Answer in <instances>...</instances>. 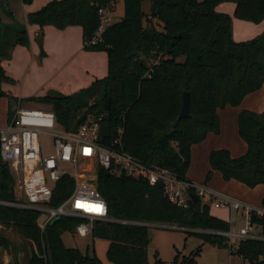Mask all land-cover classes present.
Segmentation results:
<instances>
[{"label":"trees","instance_id":"obj_1","mask_svg":"<svg viewBox=\"0 0 264 264\" xmlns=\"http://www.w3.org/2000/svg\"><path fill=\"white\" fill-rule=\"evenodd\" d=\"M143 1L123 0V15L92 44L101 21L99 8L113 11L117 0H48L28 12L25 22L15 19L7 3L0 0V96H7L3 83L13 81L2 61L11 58L15 46H29L28 24L40 29L36 38L40 55L44 54V26H80L83 48L106 52L107 74L73 93L53 90L28 99L49 105L65 129H76L88 116H100L102 145L111 146L121 129L124 150L189 181L191 147L208 133L220 132L219 109L238 106L247 94L264 88V31L236 41L232 16L216 7L234 3V17L259 23L264 19V0H149L148 13L142 9ZM184 91L189 95V116L179 118ZM237 131L246 144L245 152L232 156L226 148L212 149L206 180L218 171L226 181L248 187L264 185V107L260 112L241 109ZM0 166V200H14L13 177L6 163ZM72 187L69 176L57 181L51 205L60 204ZM97 188L107 204L108 217L95 221L91 233L108 241L106 254L115 264H149V223L196 228L191 233L204 242L229 247L227 236L217 233L230 229L228 221L211 214L199 198L191 199L186 208L177 206L164 195L161 181L150 184L98 167ZM37 215L34 208L0 203V246L12 250L2 234L3 228L12 227L32 247L24 264H102L96 255L63 242V233L74 232L81 218L62 216L41 230ZM229 249L242 264H264L263 240L241 239L234 250ZM18 250L13 246L14 261L8 264H18ZM199 250L200 246L181 258L177 253L174 262L196 264ZM154 258L153 264H164L157 252Z\"/></svg>","mask_w":264,"mask_h":264},{"label":"built area","instance_id":"obj_2","mask_svg":"<svg viewBox=\"0 0 264 264\" xmlns=\"http://www.w3.org/2000/svg\"><path fill=\"white\" fill-rule=\"evenodd\" d=\"M111 12L108 7L99 8L101 21L90 43L102 39L112 22ZM100 120V116L97 119L88 116L76 129H65L52 110L18 104L14 115L0 127V165L6 163L10 170L15 198L0 200V203L38 210L36 221L41 230L54 218H81L74 232L85 236L91 232L95 221L108 217L107 204L97 188V169L103 167L112 174L129 175L150 184L161 181L164 195L179 207L189 206L192 193L209 209L235 211L244 220L239 230L217 231L227 236L230 248H233V238L264 241V202L254 204L205 183L179 179L169 169L124 150L121 129L111 146H104L99 142ZM42 133L52 137V155L42 154ZM63 176L72 178V191L60 204L53 206V190Z\"/></svg>","mask_w":264,"mask_h":264},{"label":"rangeland","instance_id":"obj_3","mask_svg":"<svg viewBox=\"0 0 264 264\" xmlns=\"http://www.w3.org/2000/svg\"><path fill=\"white\" fill-rule=\"evenodd\" d=\"M3 1H5L8 8L14 12L15 19L25 22L24 16L26 9L37 6L41 0H32L29 5H24L22 0ZM150 5L151 2L145 0L142 2V9L148 13ZM123 13V0H117L115 9L111 12L112 21L117 20L123 15ZM2 17L4 20H10V17L6 15H2ZM19 70L20 72L17 73L16 77H13V81L10 83L8 82L5 85L7 96H0V123H3L14 115L18 104L29 108L49 109V105L28 98L43 96L48 92L55 90L49 87L54 82V76H49V74L35 70V68H30L29 65L22 67ZM252 107L256 108L257 106L253 105ZM240 108L243 107L240 106ZM238 110L239 107L237 106H226L219 109L220 133H210L209 137L206 138V140L204 139L205 141L203 143H197V146L194 147L193 164L192 168H190V172L197 178V182H204L207 185L218 186L217 184L226 181L218 171H215L211 178L206 180L208 162L206 154L208 148H226L229 151L231 149L232 152L230 151V153L237 156L238 154L241 155L245 152L241 153L242 151L237 149L239 143H244L237 131ZM40 144L44 156L53 154L54 150L51 135L42 133L40 135ZM229 183H231V187H224L222 189L231 192L234 196L236 195L242 200L255 202L261 197V189L263 186L248 187L236 180H232ZM232 220V223H230V229L236 232L239 230L240 226L244 224V220L236 214H233ZM148 230L150 236V242L148 245L149 264H153L155 252L158 253L159 257L164 261V264H178L174 262L177 253L181 258L183 255H188L191 252H194L199 246L200 250L196 257V264H242L241 258L237 254L231 253L228 246H219L218 244L211 242H204L199 236L191 233V231H197L198 229L196 228L174 223H149ZM2 234L9 239L12 250L13 246H16L19 249L17 252L18 264H24L26 253H29L32 248L31 244H28V241L12 227L3 228ZM62 239L64 244L68 247H76L85 254L96 255L102 264H115L107 257L106 251L108 241L106 239L93 237L91 232L85 236L79 235L75 232H65L62 235ZM228 242L229 239L227 238V243ZM231 242L234 250L238 238H233ZM12 250L11 248L5 250L0 246V263L8 264L14 261V253Z\"/></svg>","mask_w":264,"mask_h":264},{"label":"crops","instance_id":"obj_4","mask_svg":"<svg viewBox=\"0 0 264 264\" xmlns=\"http://www.w3.org/2000/svg\"><path fill=\"white\" fill-rule=\"evenodd\" d=\"M47 1L48 0H41L37 6L27 8L24 17L26 18V14L28 12L40 8ZM24 5H29V4H24ZM216 10L219 12L228 13L232 16V34L234 40L236 41L252 39L264 31V19L259 23H253L234 17L233 16L235 10L234 3H230V2L220 3L219 5H217ZM13 16H14V12H13ZM27 30L30 40L29 46L27 47L23 45L15 46L11 58L2 61V65L6 71V74L9 77L11 78L16 77L17 73L20 72L19 70L20 68L29 65L30 68L32 67L35 68V70L44 72L45 74H49V76L51 75L54 76L55 78L54 82L49 86L51 87V89H55L62 93L69 94L76 92L83 87H86L96 78H102L107 74L106 52L85 50L83 48L82 29L80 26L77 25L68 26L64 29H58L52 25L44 26L43 27L44 36L42 42V47L44 51L43 55H40V47L36 39L40 30L38 25L28 24ZM5 85L6 83H3L2 85V88L4 90H5ZM250 105L252 106L255 105L257 107L254 108ZM240 106L243 108H240ZM237 107H239L238 112L241 109H249L257 112L262 111L264 107V88L261 87L258 90L247 94ZM249 107H252L254 109ZM7 120H5L3 123H0V127L4 126ZM209 134L210 133H208L206 138L209 137ZM205 140L201 141V143H203ZM195 146L197 145L194 144L191 147V161L189 168L186 172V177L187 179L195 183H204V182H197L198 181L196 180L197 178L194 177V175H192L190 172L191 171L190 168H192V164H193V152H194L193 150ZM209 149L210 148H208L206 154L207 161H208L209 152L212 150ZM213 149H217V148H213ZM237 149L241 150L242 151L241 153H243L246 150L245 142L239 143ZM230 151L232 152L231 149ZM231 155L237 156L234 154ZM208 169H209V162H207L206 171H208ZM214 173L215 171L213 172V174ZM231 181L228 182L223 181V183L217 184L219 187L211 186V185L209 186L218 189L220 191L229 193L231 195H234L231 192L222 189L224 187L225 188L231 187V183H229ZM257 186H263V188L261 189L262 190L261 197L255 202L254 201L253 202L250 201V202L254 204H261L263 203V199H264V185H257ZM209 210L211 214L228 221L229 224L232 223L233 221L232 220L233 214H236L240 217L238 213L234 211H229L225 208H211Z\"/></svg>","mask_w":264,"mask_h":264},{"label":"water","instance_id":"obj_5","mask_svg":"<svg viewBox=\"0 0 264 264\" xmlns=\"http://www.w3.org/2000/svg\"><path fill=\"white\" fill-rule=\"evenodd\" d=\"M188 116H189V95L187 91H184L182 95V105L178 117L185 118ZM91 182H94V180L92 179ZM190 195L193 200L197 199V197L194 194L191 193ZM56 220L57 218H54L51 221V223H54Z\"/></svg>","mask_w":264,"mask_h":264}]
</instances>
